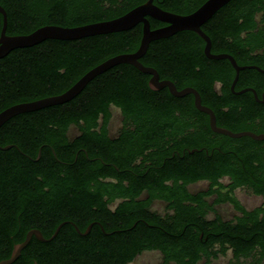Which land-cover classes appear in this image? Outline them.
Wrapping results in <instances>:
<instances>
[{
  "label": "trees",
  "instance_id": "obj_1",
  "mask_svg": "<svg viewBox=\"0 0 264 264\" xmlns=\"http://www.w3.org/2000/svg\"><path fill=\"white\" fill-rule=\"evenodd\" d=\"M142 1L0 0V5L5 32L15 34L46 23L70 26L112 18ZM149 22L161 21L149 17ZM201 28L212 52L253 61V51L264 47V0H229ZM141 32L138 22L124 30L46 38L11 49L0 57V110L62 92L107 57L134 51ZM204 43L193 30H179L151 40L139 60L177 88L195 87L217 124L239 129L248 110L229 89L234 69L227 58L207 57ZM149 76L130 63H117L71 99L17 113L0 125V248L10 234L19 240L31 226L49 234L63 219L81 228L107 219L123 228L117 232L118 255L106 254L100 240L76 235L71 245L76 257L127 264L143 250L156 249L172 264L208 263L228 252L226 264H264V145L213 131L192 93L152 89ZM112 107L120 114L114 131ZM6 144L12 145L2 148ZM193 147L202 150L190 152ZM201 180L205 187L190 189ZM238 187L263 201L247 207L235 193ZM157 199L165 202L162 210L152 207ZM112 201H117L113 209ZM225 202L235 211L230 217L218 210ZM94 231L100 233L99 227Z\"/></svg>",
  "mask_w": 264,
  "mask_h": 264
},
{
  "label": "water",
  "instance_id": "obj_2",
  "mask_svg": "<svg viewBox=\"0 0 264 264\" xmlns=\"http://www.w3.org/2000/svg\"><path fill=\"white\" fill-rule=\"evenodd\" d=\"M228 0H205L197 8L189 13L173 12L154 4L152 0H145L124 13L112 18L87 22L78 25H60L54 23L42 24L27 33L7 34L6 28V12L0 5V13L2 14V26L0 28V57L4 56L11 49L15 47L30 46L40 42L46 38L58 39H74L87 35H94L99 33H107L112 31H119L130 28L138 22L142 23V32L139 44L134 51L120 52L106 59L100 61L94 66L86 70L80 77H78L69 87L59 93L50 94L38 97L31 100L19 101L6 106L0 110V125L13 115L25 111L36 110L45 106L65 102L74 97L84 85L95 75L101 73L107 68L121 62H126L134 65L139 70L148 73V85L152 89H160L167 87L169 92L176 96H182L187 93L193 94V102L197 109L208 114L209 126L213 131L225 133L231 136H239L248 134L254 138H264V135H256L250 131L233 132L230 129L219 126L216 123L215 114L211 107L201 102L199 91L192 86H184L177 88L175 83L168 78H160L159 73L155 67L143 64L139 58L146 51L149 42L153 39L167 37L174 32L183 29H190L200 35L205 41L203 46L204 54L209 58H227L231 65L235 68L236 73L232 80L231 86L237 78L240 68L253 65H238L235 58L227 52H212L210 50L211 40L206 32L201 28V24L206 21L214 11L223 5ZM147 15L166 22L163 26L151 28ZM12 144H6L2 148H8ZM40 150H38V157ZM60 224L56 227L55 232ZM34 232L38 238H42L39 230H32L27 233L26 238L19 244L15 245L11 256L7 259L1 260L0 264L10 262L19 252L20 247L28 240L30 234ZM54 232V233H55ZM53 233V234H54Z\"/></svg>",
  "mask_w": 264,
  "mask_h": 264
},
{
  "label": "flooded vegetation",
  "instance_id": "obj_3",
  "mask_svg": "<svg viewBox=\"0 0 264 264\" xmlns=\"http://www.w3.org/2000/svg\"><path fill=\"white\" fill-rule=\"evenodd\" d=\"M165 1L167 0H152L154 4L160 6L161 8H163V5L166 4L170 5L174 0H168L167 3ZM179 1L180 3L177 2L176 6L172 5L171 8L167 10L182 14L189 13L193 11L195 8H197L205 0H179ZM180 5L182 6V8ZM217 10L218 8L215 11ZM261 14L262 13L257 12L256 18L261 16ZM149 17L151 16L147 15L148 19ZM165 24L166 22L161 21L154 26L150 25V27L154 28L158 26H163ZM243 36H245V32H243ZM221 52H226V51H221ZM253 53L257 55L256 59L253 61H246V62H238L237 59L230 53L235 58L238 65H253L239 69L233 87L231 86V84L235 76L236 70L232 66L234 69V75L229 85V89L235 95V99L237 100V102H242L241 104L246 105L247 107L248 114L246 116L244 125L236 130H233L232 128L224 125H219V124L218 125L230 129L233 132L250 131L256 135L259 134L264 135V47H259L255 49ZM219 85L220 83H216L215 87L218 88ZM119 125H120V120H119ZM75 130L76 129L74 128V132ZM111 131L113 130L111 129ZM242 136H246L256 141H259L264 145V138H254L248 134H242L239 136H231V137L240 138ZM194 150H202V147L200 148L193 147L189 149L190 152ZM205 151H207V149H205ZM252 194L256 195L254 193ZM258 196H260L259 203H261L263 201V198L261 197V195ZM155 201H159L161 203V206H156L154 204ZM116 203L117 201L109 202L108 207L113 209ZM152 207L158 210H162L165 207V202L161 199L154 200L152 202ZM48 224L49 223H47L46 225L44 224L43 225L44 228H47ZM59 224L60 226L55 232L56 227ZM110 224L111 222L108 221L107 219H103V221L98 219H93L89 221L85 225V227L81 228L78 223L68 219H63L62 221L57 223L55 229L49 234H45L44 229L42 227L31 226L25 230L23 236L19 240H15L13 234L9 235L10 238L9 239L7 238L4 241L5 244L3 245V247L0 248V261L7 259L11 256L14 246L21 243L26 238L27 233L29 231L39 230L42 235V238H38V236L34 232H32L28 240L20 247L18 254L10 262L6 264H92L85 257L82 256L76 257L71 251V245H74V239L76 238L77 235L80 238L94 239L95 241L100 240L101 241L100 245L102 244L101 247L104 248L103 250L106 254L108 253L110 256L118 255L119 234L117 232L122 230L123 228L121 225L111 226ZM65 227H67V231L66 229L62 230ZM98 227L100 233L94 231ZM71 228L75 232H72ZM2 238L4 237L2 236ZM94 245L96 247V251H99V247L97 243ZM144 252H156V254L160 256L159 264H172L171 262H167V263L164 262L162 258V254L156 249H145L139 254H137L134 257V259L138 255ZM130 262H128L127 264H129Z\"/></svg>",
  "mask_w": 264,
  "mask_h": 264
},
{
  "label": "rangeland",
  "instance_id": "obj_4",
  "mask_svg": "<svg viewBox=\"0 0 264 264\" xmlns=\"http://www.w3.org/2000/svg\"><path fill=\"white\" fill-rule=\"evenodd\" d=\"M112 119H111V129L114 131L118 125L120 120V114L117 108L112 107ZM70 133H74V127L70 128ZM206 185V181L201 180L197 181L195 183H192L189 185L190 189H198L203 188ZM236 195L238 198L242 201L244 205L247 207H252L260 202V196L253 195L249 191L243 189V188H237L235 190ZM156 206H161V203L159 201H155L154 203ZM218 210L222 213L224 217H230L235 212L232 208V206L228 203H222L218 205ZM231 258L230 252H228L226 255H220L218 258L212 259L208 263H204L203 260L199 261V264H226L229 259ZM160 256L156 254V252H144L140 255H138L133 261H131L129 264H159ZM235 264H244L243 262L235 263Z\"/></svg>",
  "mask_w": 264,
  "mask_h": 264
}]
</instances>
